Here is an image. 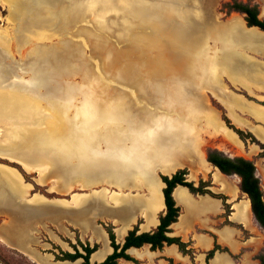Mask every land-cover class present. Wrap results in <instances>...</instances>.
<instances>
[{"label": "rangeland", "instance_id": "rangeland-1", "mask_svg": "<svg viewBox=\"0 0 264 264\" xmlns=\"http://www.w3.org/2000/svg\"><path fill=\"white\" fill-rule=\"evenodd\" d=\"M18 1L20 3L18 2L16 9L9 1L0 0V37L4 36L7 39L10 52L7 58L8 66L5 67L1 63L3 53L0 51V88H15L19 92H24L29 97L27 100L30 99L32 103L28 108L13 115H0V163L19 170L26 184L15 169L0 165V172L19 180L21 190L11 195L24 197L30 189L29 207L21 210L19 223L28 212L36 213L30 220V243L40 258L36 259L34 253L25 246L21 248L26 254H22L0 241V264H66L55 261L54 254L59 255L60 251L73 253L76 249L83 252V246L92 247L95 244L82 238L74 228L70 229L68 236L57 235L54 215L55 205L59 202L56 203V199H67L72 192H76L79 194H73L69 205L82 207L89 201H94L104 205L99 207L103 213L108 212V209L115 211L124 202V195L103 187L92 189L90 195H83L89 190L81 186L105 180L116 182L131 179V172L118 170L120 169L118 162H139L142 165L155 150L143 132L130 130L126 132L127 139H124L119 130L126 127L127 123L118 121L110 111L108 123H100L88 141L80 142L79 137L74 141L72 122L75 120L74 117H77L79 109L86 103L84 99L89 95L85 92L96 90L93 97L99 100L119 97L124 93L125 97L132 100H135L134 98L156 100L158 98L156 87L149 83V79L154 77L153 70L160 67L159 62L177 65L175 62L177 58L175 52L171 50L167 52L159 48L158 52H154L155 50L151 51L145 47L150 45L148 37L152 33L151 23L144 20L140 24L135 17L122 12L123 4L128 2L133 4L134 0ZM198 2L203 13L209 17V24L216 28L213 26L206 28L204 49L194 53L198 57L192 58L190 67L198 69L201 73L208 71L210 79L216 80L221 73L249 86L260 82L264 75V31L258 27H249L245 21V14L235 6L241 3L255 7L258 17L264 20V0H198ZM22 9H26L24 11L26 19H36L42 25L44 35L39 40L31 38L26 42L18 39V31L22 25L18 16L23 14ZM12 10L15 12L20 10V13L13 14ZM188 46L192 51L198 49L193 43ZM39 49L44 53L41 57L37 53ZM232 50L237 53L236 55L241 54L247 59L249 72L245 70L241 75L236 71L237 68L232 70L230 66ZM236 59L242 58L236 56L235 61ZM210 79H201L202 87L210 83ZM173 80L169 81L172 85L176 84ZM154 81L156 83L159 81L164 90L168 80L164 77L155 78ZM228 87L247 99L254 100L240 85ZM130 92L132 94L127 95ZM184 92L181 86H173L176 98L181 97ZM152 94L155 97H150ZM205 98L220 112L225 123L224 117L230 121L223 107L209 91L207 94L205 92ZM253 111L263 120V112L255 109ZM49 121L51 124L47 126ZM230 123L232 124L231 121ZM241 130L246 132L242 137L234 132L242 140V145L222 143L221 151L217 148L221 142L212 143L206 146L205 153L208 149L216 148L227 157H243L250 160L264 195V146L251 132ZM138 175L142 173L139 171ZM216 177L218 178V175ZM199 180L210 183L211 193L203 196L220 200L223 205L222 214L218 218L208 220L206 225H229L236 228L238 236L233 249L220 244L210 230L196 227L187 239L184 240L180 236L182 241L187 243L188 252L183 253L178 248L182 254L179 260L150 254L144 256V260H138L139 264H206V254L214 243L210 248H205L195 239L197 234L212 237L221 248H224L214 253L208 260L209 264H221L219 256H225L231 264H253L254 261L260 263V259L264 257V228L252 212L248 195L240 188V177L236 174H224V180L232 184L234 193L230 189L212 185L209 178ZM199 180L193 181L195 186ZM75 181L81 186L65 191L64 188L67 187L69 190ZM247 201L249 206L246 212L243 208ZM146 202L148 207L154 210L152 190ZM106 203L113 206H107ZM10 220V215L0 216V226L4 227ZM95 224L102 226L106 233V227H112L114 232V225L110 222L97 219ZM141 227L145 228V225ZM14 235L19 238L26 237L23 232H14ZM95 235L100 238L98 234ZM107 246L109 247L107 244L104 245L101 250L110 251L111 249L107 250ZM148 250L153 252L157 249L151 250L149 246ZM117 264L124 263L118 261Z\"/></svg>", "mask_w": 264, "mask_h": 264}, {"label": "crops", "instance_id": "crops-1", "mask_svg": "<svg viewBox=\"0 0 264 264\" xmlns=\"http://www.w3.org/2000/svg\"><path fill=\"white\" fill-rule=\"evenodd\" d=\"M215 81L217 82L216 84L212 81V83H207L206 85L204 84L203 87L195 89L194 92H192L185 100V102L187 101L186 104L190 105H187L188 109L184 108L185 110L183 109L176 113L180 123H182L181 125L192 126L193 130L186 133V128L183 127L185 133L183 132L181 138L171 147L173 150L171 158L157 162L152 161L150 163L151 165L149 164L150 167L147 169L146 167L149 166L148 164L145 166L142 164L144 166L143 167L139 162V164L137 162H118V166L120 167L118 170H126L127 173L128 171L131 172V179L119 180L116 182L114 180H105L88 186H81L77 181H75L72 183L69 190L67 187L64 188L65 191H70L73 190V188L81 186L89 190V192L83 195H90L92 194V189L103 187L124 195L125 200L119 205V209L115 211L108 209V212L103 213V210L100 211V208L104 205H99V203L94 201H89L82 207L69 205L68 202L71 200L73 194H79L76 192H72L67 199L57 198L56 203H59L55 205L56 211L54 215L56 221L55 229L58 233L57 235L68 236L71 232L70 229L74 228L78 230L82 238L87 241L89 240L90 243L99 245L98 249L94 252L96 253L101 250L106 243L110 246V240L106 231L102 226H96L95 224L97 219H101L104 222H110L114 225V236L117 243H122L128 231L134 226L138 228V233L154 230L160 222V217L166 212L163 194L165 183L162 180V176L171 177L178 169L182 168H186L188 170L187 179L189 181L209 178L212 185L219 188L224 187L225 189H230V191L234 193V187L231 186L232 184H229L226 180H224V174L221 173L216 166L208 162L205 148L208 144L221 142L218 144L217 148L223 151L222 143L238 146L240 144L242 145L243 142L236 132L226 125L220 112L217 111L210 104L209 100L205 98V92L207 94V91H209L210 94L215 97L216 101L225 110L226 115L232 124L238 128L248 130L260 143L264 144V115L263 120H261V118H259L253 111V109H255L256 111L264 113V103H262L264 102V75L260 82L251 84L250 86L246 85L244 82L235 81L227 75L221 73L218 74ZM228 85L232 87L240 85V87L246 90V93L249 96L251 95L254 100H249L245 96L234 92L228 87ZM136 95L140 97L143 96V94ZM150 97L155 96L152 94ZM143 101L147 103L149 102L152 107H156L154 112L157 115L167 113V108L164 102L165 99H123V103L126 104L125 108L132 109L131 112L139 116L138 119L141 125L142 123H145L146 120H149L147 119V114L145 113L147 110L144 109L146 107L144 104H141ZM191 102H193V108ZM191 108L194 112H191ZM165 139L167 138L165 137ZM166 163L168 166H166ZM0 165L17 170L15 167L5 163H0ZM141 170L145 173L138 175V172ZM17 172L20 174L24 184H26L21 172L19 170H17ZM217 175L218 178L216 177ZM152 184L154 185L153 189L158 191V195H160L161 200V207L156 210L150 209L146 202L151 195ZM2 187L3 191L0 192V216L10 215L11 220L8 221L4 227L0 226V241L6 244V246L21 252L22 254H26L23 248H21L22 246H25L26 249H30L34 253L36 259H39L40 255L38 252H34L31 247V229L28 225H25V227L22 228L23 234H26V237L23 236V238H19L14 235L15 229L20 225V214L24 211L22 209L29 207L30 202L28 200L30 199V189L27 196L19 197L11 195L8 185ZM181 190H184L188 194L191 198L190 202L193 206L188 207L187 203L177 199V193ZM172 198L175 204L181 208V212L177 221L170 225V235H178L185 240L192 235V231L196 227H204L215 235V239L220 244L228 246L231 250L233 249L234 243L237 239L236 236H238V230L236 228L229 225H206L208 220L218 218L222 214L223 205L220 200L203 195L195 196L190 193L186 187L181 185L174 187L172 190ZM205 202H208L209 205H202V203ZM106 204L107 206H113L109 203ZM155 207L156 206H154V208ZM115 219L119 221L115 222ZM142 225H145V228H142ZM99 231L102 234L101 236L99 235ZM95 234H98L100 238ZM195 237V239L207 249L214 243V239L205 234H197ZM148 248V244H144L139 248L130 247L127 249V253L136 260H144V256H150V254L151 256H154L152 254H158L161 257H170L176 261L182 258V254L179 252L178 247L175 244L164 245L162 249H157L153 252H149ZM111 252L112 247L111 250L100 259H93L92 255L94 253H92L90 261L91 263L100 262ZM219 258L221 259V264H231L229 262L230 260L225 256H219ZM80 260L81 259H78L74 262L63 261L60 263L74 264L77 262L75 264H82L80 263ZM118 261H123L124 264H131L130 261L124 259H119ZM253 264H258V262L254 261Z\"/></svg>", "mask_w": 264, "mask_h": 264}, {"label": "bare ground", "instance_id": "bare-ground-1", "mask_svg": "<svg viewBox=\"0 0 264 264\" xmlns=\"http://www.w3.org/2000/svg\"><path fill=\"white\" fill-rule=\"evenodd\" d=\"M7 1L13 4V7L17 9L19 2L18 0ZM131 3L132 2L123 4L122 12H125L129 16L135 17L134 19L140 24L141 22L146 20L152 25V33L148 37L150 45L148 44L145 47L150 48L151 51L155 50L154 52H158V49L161 48L162 50H167V52L171 50L176 54L175 57L177 58V60L175 59V62L177 63V65L164 64L163 61V63L159 62L160 67L153 70L154 77L149 79V83H152L156 87V96H159L158 99H165L164 102L167 108V113L157 115L154 112L156 107H152L149 102H141V104H144V106L146 107L144 109L147 110L145 111V113L147 114V119H149L141 125L138 119L139 116L131 112L132 109L125 108L126 104L123 103V99H130L125 97L126 95L124 96L125 93L119 95V97L116 96L114 98L106 100H99L93 97V94L96 92V90H88V92H85L86 95H89L84 99L86 103L82 106L81 109H79L77 117H74L75 120H73L72 122V131L74 141L77 137H79L80 142H86L88 141V138L92 136L96 128H98V125L100 123H108L107 119H109V111L113 112L115 118L118 121H125L127 123L126 127H122V130H119L124 139H127L126 132H129L130 130L135 132H143L149 138L153 148H155V150L153 149L154 152H152L146 158V160L143 161L142 164H144L145 166L146 164L149 165L152 161L157 162L171 158L173 153L171 147L176 144V142L181 138L184 132L183 127L186 128V133L193 130L192 126L181 125L182 123H180V120L178 119V115H176V113L180 110H183L184 108L188 109V106L190 105L186 104L187 101L185 102V100L192 92H194L195 89L202 87L201 79H210L207 73L208 71H203L202 73L198 72V69L190 67V63L192 61V58L198 57L194 53L199 51V49L200 51L204 49L206 28L208 26H210L211 28L213 24H209V17L203 13L202 6L198 2V0H134V3ZM24 11H26V9H22L23 14L18 16V20L22 22V25L19 28L20 30L18 31V39L26 42L31 38H37V40H39L41 37H43L42 35H44L43 29L41 28L42 25L40 24V22L36 21V19H26L24 16ZM12 12L13 14L17 13L18 15V13H20V10H17V12H15V10H12ZM213 27L216 28V26ZM190 43L197 45L198 49H196V51H192L188 46V44ZM0 51L1 53H3L1 63L5 67H7V58H9L10 52L7 39L4 36L0 37ZM37 53L39 54V57L44 54L43 52H41V49H39ZM236 54L235 52H233V50L231 51L230 63L232 65L230 64V66L232 67V70L234 68H237L236 71L240 72L241 75L244 74L245 70L246 72H249L247 59L239 53L238 54L240 56ZM234 55L242 58L244 61L242 59H236L235 61L236 56ZM238 60L242 61L238 62ZM168 67L171 69V71H168ZM158 69L159 71H157ZM164 77L168 81H166L165 88L163 90V86L161 87V83H159V81H157L158 83H156L154 79H162ZM172 79L175 80L173 81L176 84L172 85L171 82L169 83V81H172ZM211 80L215 84L217 83L214 78H211L209 80L210 83H212ZM175 85H179L185 90L181 97L176 98L174 96L173 86ZM160 89L161 91H159ZM131 94L132 93L130 92L127 95ZM28 98L29 97L26 96L24 92H19L15 88H0V115H13L19 110L28 108L32 103L30 99L29 101L27 100ZM134 99L137 100L138 98ZM191 103L193 108V102ZM192 108L190 110L191 112H194ZM47 124V126H49L51 122L49 121V123ZM56 129H58V127H56ZM81 133L82 135L79 136V134ZM165 137L167 139H165ZM150 165L147 166L146 169L149 168ZM166 166H168L167 163ZM140 173L144 174L145 172H142L141 170ZM0 184V192L3 191L2 186L7 185L10 189V193L14 194L15 192L17 193L18 190H21L19 180L7 176L6 174H4V172H0ZM153 186L154 185L152 184L151 190L153 195V206H156L154 208V210H156L161 207V200L160 195H158V191L153 189ZM177 199L184 203H187L188 207L193 206V204L190 202L191 198L184 190H181L177 193ZM248 204V201L244 204L245 208L243 209L246 212L249 206ZM202 205L208 206L209 204L208 202H205L202 203ZM34 214H36L34 213V211L25 214L23 220L20 222V225L15 229V232L22 233V228L25 227V225H28L30 227V220L31 218H33ZM99 235L101 236L102 234L100 233ZM110 249L111 247L107 246V250ZM108 252L109 251L106 250H99L98 252L94 253L92 257L93 259H100Z\"/></svg>", "mask_w": 264, "mask_h": 264}, {"label": "trees", "instance_id": "trees-1", "mask_svg": "<svg viewBox=\"0 0 264 264\" xmlns=\"http://www.w3.org/2000/svg\"><path fill=\"white\" fill-rule=\"evenodd\" d=\"M237 10L245 14V21L249 27H258L264 31V20L258 17V12L255 7H250L245 4H236ZM227 125L234 129L240 137L243 136L241 129L235 128L230 121L224 117ZM250 135V134H249ZM264 146V144H261ZM206 157L208 162L216 166L222 173L230 175L236 174L240 177V188L245 192L251 204L252 212L264 228V200L263 192L259 185V180L255 175V168L253 163L243 157L230 158L225 156L221 151L216 148L207 150ZM188 170L186 168L178 169L171 177L162 176V180L165 183L163 189L164 201L166 205V212L160 217V223L156 229L149 232L137 233V227L129 230L125 240L122 244H118L115 241V236L112 227H106L108 237L110 240V247L113 251L107 255V257L95 264H117L119 259H125L139 264V261L131 257L126 251L130 247H141L143 244H149L151 250L161 249L164 245L176 244L180 251L187 253V243L182 241L180 236H170L167 233L170 232L169 226L175 222L180 214V207L177 206L172 198V190L177 185L185 186L193 194L204 195L211 193L209 190L210 183L207 181L199 180L198 185L195 186L193 181H188L186 176ZM83 252L75 250L73 253L60 251L59 255L54 254L55 260H76L81 258L82 264H91L89 261L90 255L97 250L98 245L83 246ZM220 245L214 242L213 247L206 254V264H209L208 260L213 257L216 251H222ZM259 264H264V257L260 259Z\"/></svg>", "mask_w": 264, "mask_h": 264}, {"label": "flooded vegetation", "instance_id": "flooded-vegetation-1", "mask_svg": "<svg viewBox=\"0 0 264 264\" xmlns=\"http://www.w3.org/2000/svg\"><path fill=\"white\" fill-rule=\"evenodd\" d=\"M262 144H263V143H262ZM219 171H220V170H219ZM220 172H221V171H220ZM221 173H222V172H221ZM184 187H185V186H184ZM186 188H187V187H186ZM187 189H188V188H187ZM189 192H190V191H189ZM190 193H191V192H190ZM179 215H180V214H179ZM177 219H178V218H177ZM176 221H177V220H176ZM159 223H160V222H159ZM158 225H159V224H158ZM158 225H157V226H158ZM169 228H170V226H169ZM132 229H133V228H132ZM155 229H156V228H155ZM148 232H149V231H148ZM137 233H138V228H137ZM141 233H142V232H141ZM170 233H171V229H170V232H168L167 234L170 235ZM170 236H178V235H170ZM125 237H126V236H125ZM124 240H125V238H124ZM123 242H124V241H123ZM123 242H122V243H123ZM214 242H215V241H214ZM116 243H117V242H116ZM122 243H118V244H122ZM143 245H144V244H143ZM143 245H142V246H143ZM148 245H149V244H148ZM166 245H167V244H166ZM170 245H171V244H170ZM110 246H111V245H110ZM149 246H150V245H149ZM135 248H139V247H135ZM97 249H98V248H97ZM161 249H162V248H161ZM95 251H96V250H95ZM95 251H94V252H95ZM112 251H113V248H112ZM94 252H93V253H94ZM126 252H127V251H126ZM109 254H110V253H109ZM109 254H108V255H109ZM91 255H92V254H91ZM91 255H90V258H91ZM130 256H131V255H130ZM106 257H107V256H106ZM106 257H105V258H106ZM131 257H132V256H131ZM90 258H89V261H90ZM105 258H104V259H105ZM78 259H81V258H78ZM78 259H76V260H78ZM104 259H103V260H104ZM54 260H55V259H54ZM76 260H55V261H59V262H63V261L74 262V261H76ZM103 260H102V261H103ZM124 260H125V259H124ZM127 261H129V260H127ZM82 262H83V260H82ZM100 262H101V261H100ZM90 263H91V261H90ZM95 263H98V262H94V263H91V264H95Z\"/></svg>", "mask_w": 264, "mask_h": 264}, {"label": "water", "instance_id": "water-1", "mask_svg": "<svg viewBox=\"0 0 264 264\" xmlns=\"http://www.w3.org/2000/svg\"><path fill=\"white\" fill-rule=\"evenodd\" d=\"M254 27V26H253Z\"/></svg>", "mask_w": 264, "mask_h": 264}]
</instances>
